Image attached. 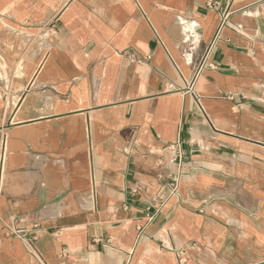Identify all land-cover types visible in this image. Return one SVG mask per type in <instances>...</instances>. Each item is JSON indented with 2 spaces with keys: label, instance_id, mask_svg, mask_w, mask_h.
Returning a JSON list of instances; mask_svg holds the SVG:
<instances>
[{
  "label": "crops",
  "instance_id": "1",
  "mask_svg": "<svg viewBox=\"0 0 264 264\" xmlns=\"http://www.w3.org/2000/svg\"><path fill=\"white\" fill-rule=\"evenodd\" d=\"M15 218L44 264H264V0H0V264H40Z\"/></svg>",
  "mask_w": 264,
  "mask_h": 264
},
{
  "label": "built area",
  "instance_id": "2",
  "mask_svg": "<svg viewBox=\"0 0 264 264\" xmlns=\"http://www.w3.org/2000/svg\"><path fill=\"white\" fill-rule=\"evenodd\" d=\"M215 4L216 3H210L209 6L213 7L215 6ZM229 19H230L229 13L221 15V23H220L219 30L228 25ZM170 150L174 152V155H176L178 159L182 158V151L180 149V143L171 145ZM2 160H4V156ZM177 193H178V187L177 185H175L172 188V194L175 195ZM166 200L167 199L164 200L161 198V201H162L161 204L163 205L166 202ZM8 229L10 233L15 235V237H17L18 239H21L27 244V247L29 248L30 253L32 254L33 257L37 259V261L40 264H44L41 257L35 254V250L33 246L36 240L38 239L40 230H42V227L39 224V222H35L33 220L26 219V218H17V219L15 218L11 220L10 224L8 225Z\"/></svg>",
  "mask_w": 264,
  "mask_h": 264
}]
</instances>
